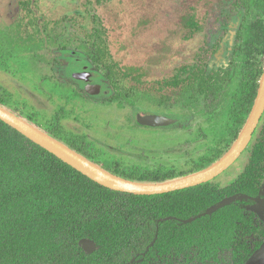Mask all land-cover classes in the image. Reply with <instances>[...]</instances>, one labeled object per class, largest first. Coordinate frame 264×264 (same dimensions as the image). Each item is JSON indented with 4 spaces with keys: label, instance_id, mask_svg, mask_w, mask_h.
I'll return each mask as SVG.
<instances>
[{
    "label": "rangeland",
    "instance_id": "374dc122",
    "mask_svg": "<svg viewBox=\"0 0 264 264\" xmlns=\"http://www.w3.org/2000/svg\"><path fill=\"white\" fill-rule=\"evenodd\" d=\"M258 1L0 0V106L112 172H201L231 149L255 103L264 55L250 53L248 37L252 15L264 23ZM86 72L99 94L73 78ZM137 114L178 122L145 127ZM263 128L264 117L211 182L226 187L246 171Z\"/></svg>",
    "mask_w": 264,
    "mask_h": 264
},
{
    "label": "trees",
    "instance_id": "16d2710c",
    "mask_svg": "<svg viewBox=\"0 0 264 264\" xmlns=\"http://www.w3.org/2000/svg\"><path fill=\"white\" fill-rule=\"evenodd\" d=\"M259 4L264 11V0ZM257 23L252 15L249 28L257 30L248 37L250 53L264 55V25ZM258 89L255 75L251 102ZM66 144L96 163L85 147ZM253 152L246 171L226 187L208 182L138 196L95 183L0 120V264H245L264 243L263 221L246 209L252 202L238 200L198 217L227 198L259 196L264 128ZM105 169L138 182L176 179L171 172ZM85 239L96 243L93 254L82 247Z\"/></svg>",
    "mask_w": 264,
    "mask_h": 264
},
{
    "label": "water",
    "instance_id": "95a60500",
    "mask_svg": "<svg viewBox=\"0 0 264 264\" xmlns=\"http://www.w3.org/2000/svg\"><path fill=\"white\" fill-rule=\"evenodd\" d=\"M90 77L91 74L87 72L73 74V78L79 81H88ZM85 90L90 95H97L101 92V86L87 83L85 86ZM263 115L264 72L259 83L257 97L251 114L245 126L243 127L240 135L238 136L236 142L233 144L231 149L224 155V157H222L218 162L201 172L162 183H149L131 181L114 175L113 173L100 167L96 163L90 161L85 156L76 152L69 146L65 145L61 141L53 138L51 135L43 132L42 130L38 129L37 127L33 126L32 124L28 123L27 121L21 119L20 117L16 116L15 114L9 112L8 110L0 106V120L11 128L18 131L28 140L32 141L33 143L45 149L49 153L53 154L55 157H57L67 165L71 166L78 172L82 173L95 183L113 191L138 196L163 195L196 187L213 181L215 178H217L226 170H228L241 157L243 152L248 147L252 137L254 136ZM136 121L139 125L145 127L166 128L175 125L178 122V119H171L165 116L158 115L137 114ZM234 198L235 197H231L223 200L218 205L208 209L203 215H200L198 218L204 215H212L218 210L224 208L225 206L232 204L233 201H227ZM258 202L260 205L259 211L264 218V199H261ZM249 210H253L257 214H259L260 217H262L257 210ZM193 220L194 219L187 220L186 222H191ZM81 245L89 254H93L95 251H97V245L92 240H82ZM245 264H264V243L259 247L258 250H256L250 256V258L246 261Z\"/></svg>",
    "mask_w": 264,
    "mask_h": 264
},
{
    "label": "flooded vegetation",
    "instance_id": "af4514ba",
    "mask_svg": "<svg viewBox=\"0 0 264 264\" xmlns=\"http://www.w3.org/2000/svg\"><path fill=\"white\" fill-rule=\"evenodd\" d=\"M261 23V22H260ZM260 23H257V24H260ZM261 24H263L264 25V23H261ZM236 38V37H235ZM257 53H259L258 52V50L257 49H255V51L252 53V54H254V56H258V54ZM250 62L252 63V64H250ZM246 65L248 66L249 65V67H250V65L252 66V68H253V70H255V67H256V65L254 64V62H252L251 60H248L247 61V63H246ZM247 73H249V70L247 71ZM256 74H257V72H256ZM94 77H93V75H91V77H90V79L88 80V81H86V84L87 83H91L92 85H97V84H94V79H93ZM99 85V84H98ZM101 86V85H100ZM248 99L250 100V96L248 97ZM247 100V99H246ZM245 100V101H246ZM244 101V102H245ZM243 102V103H244ZM245 105H247L246 103L244 104V106ZM254 106V105H253ZM252 109H253V107H252ZM241 112H242V110H241ZM251 114V113H250ZM250 116V115H249ZM263 117H264V115H263ZM263 117H262V119H263ZM240 119V118H239ZM239 119H238V123H239ZM262 119H261V122H262ZM260 122V123H261ZM238 123H236V124H238ZM260 125V124H259ZM245 126V125H244ZM256 133V132H255ZM240 135V134H239ZM252 140V139H251ZM251 142V141H250ZM250 144V143H249ZM262 191V192H261ZM260 191V193H259V196L258 197H251V196H247V197H249V199L248 200H245V201H250V202H252V204L251 205H249V206H247L246 207V209H250V207H254L255 205H257V203H256V201H255V199H259V200H261V199H264V186L262 187V190ZM257 207V206H256ZM259 207H260V205H259V203H258V209H259ZM253 211V210H252ZM254 212V211H253ZM254 213H256V212H254ZM257 214V213H256ZM258 216H259V214H257ZM259 218L261 219V221H263V223H264V218H263V215H262V217H260L259 216Z\"/></svg>",
    "mask_w": 264,
    "mask_h": 264
}]
</instances>
